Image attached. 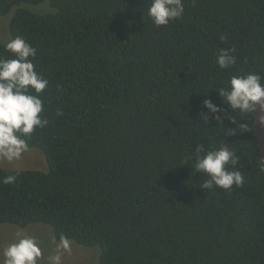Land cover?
Listing matches in <instances>:
<instances>
[{
    "label": "trees",
    "instance_id": "trees-1",
    "mask_svg": "<svg viewBox=\"0 0 264 264\" xmlns=\"http://www.w3.org/2000/svg\"><path fill=\"white\" fill-rule=\"evenodd\" d=\"M46 1L48 13L24 6ZM150 3L0 0V16L16 8L0 57L13 58L4 45L20 36L49 81L48 125L21 136L47 170L0 164V225L49 226L58 242L96 248L98 264H264L254 112L220 95L233 75L264 76V0H183L182 17L161 27ZM222 51L234 66H219ZM223 144L244 184L204 189L197 148Z\"/></svg>",
    "mask_w": 264,
    "mask_h": 264
},
{
    "label": "clouds",
    "instance_id": "clouds-1",
    "mask_svg": "<svg viewBox=\"0 0 264 264\" xmlns=\"http://www.w3.org/2000/svg\"><path fill=\"white\" fill-rule=\"evenodd\" d=\"M183 13V0H151L148 8V16L157 27L167 26L170 21L181 18ZM4 48L13 58L0 57V157L11 161L19 159L28 148L21 136L30 138L37 128H44L49 123L42 119L44 102L40 98L49 81L36 70L32 62L36 49L25 39L17 36ZM217 63L227 69L236 64V57L222 51ZM220 95L233 110L250 113L255 112L257 106L264 109V76L254 73L233 75L230 84L220 89ZM205 106L212 112L219 110L211 101H205ZM238 163L236 152L223 144L212 150L198 147L194 167L208 177L201 187L212 189L215 186L227 191L234 185L244 184L240 171L228 170L229 165L235 167ZM15 180L16 176L9 175L2 183L11 185ZM3 255L0 264H37L41 249L35 238L20 233Z\"/></svg>",
    "mask_w": 264,
    "mask_h": 264
},
{
    "label": "rangeland",
    "instance_id": "rangeland-1",
    "mask_svg": "<svg viewBox=\"0 0 264 264\" xmlns=\"http://www.w3.org/2000/svg\"><path fill=\"white\" fill-rule=\"evenodd\" d=\"M24 6L35 13L51 11L48 1L39 6ZM43 6H46L48 10H39ZM15 9L7 16H0V42L9 38V23ZM0 164L8 169L47 170L44 154L35 148H27L19 159L9 161L0 157ZM20 233L37 240L41 249V256L38 258L37 264H98L99 251L96 248H83L72 241L58 242L52 229L43 224L31 225L26 229L8 224L0 225V262L4 259V250L18 239Z\"/></svg>",
    "mask_w": 264,
    "mask_h": 264
},
{
    "label": "water",
    "instance_id": "water-1",
    "mask_svg": "<svg viewBox=\"0 0 264 264\" xmlns=\"http://www.w3.org/2000/svg\"><path fill=\"white\" fill-rule=\"evenodd\" d=\"M254 127L258 138V144L261 151V156L264 161V109L257 106L254 112Z\"/></svg>",
    "mask_w": 264,
    "mask_h": 264
}]
</instances>
